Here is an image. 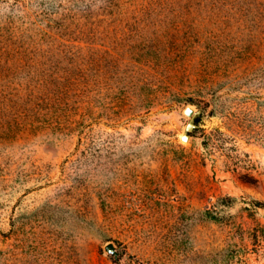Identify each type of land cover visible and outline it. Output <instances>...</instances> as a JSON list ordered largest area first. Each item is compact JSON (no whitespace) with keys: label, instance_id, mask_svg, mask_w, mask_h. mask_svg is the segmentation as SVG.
Wrapping results in <instances>:
<instances>
[{"label":"rangeland","instance_id":"1","mask_svg":"<svg viewBox=\"0 0 264 264\" xmlns=\"http://www.w3.org/2000/svg\"><path fill=\"white\" fill-rule=\"evenodd\" d=\"M257 201L264 0H0V264H264Z\"/></svg>","mask_w":264,"mask_h":264},{"label":"trees","instance_id":"2","mask_svg":"<svg viewBox=\"0 0 264 264\" xmlns=\"http://www.w3.org/2000/svg\"><path fill=\"white\" fill-rule=\"evenodd\" d=\"M256 204L264 206V201H257ZM249 235L254 244L252 248L257 249L259 246L264 247V225L254 226L249 230ZM249 248L250 247L245 244H229V246L222 248L214 257L215 262L223 264H244L245 258L243 257V252H247Z\"/></svg>","mask_w":264,"mask_h":264},{"label":"water","instance_id":"3","mask_svg":"<svg viewBox=\"0 0 264 264\" xmlns=\"http://www.w3.org/2000/svg\"><path fill=\"white\" fill-rule=\"evenodd\" d=\"M185 111H186V113H189V114H193L194 113V109L191 107V106H187L186 108H185ZM195 127V123L193 122V120H191V121H189V123H188V125H187V128L188 129H193ZM183 137L184 138H186V139H188L189 137H190V135H189V133L188 132H184L183 133ZM112 244L109 246V249H111L112 248Z\"/></svg>","mask_w":264,"mask_h":264},{"label":"bare ground","instance_id":"4","mask_svg":"<svg viewBox=\"0 0 264 264\" xmlns=\"http://www.w3.org/2000/svg\"><path fill=\"white\" fill-rule=\"evenodd\" d=\"M181 134H182V132H181ZM186 139V138H185Z\"/></svg>","mask_w":264,"mask_h":264}]
</instances>
